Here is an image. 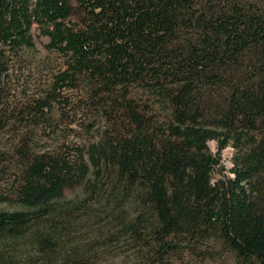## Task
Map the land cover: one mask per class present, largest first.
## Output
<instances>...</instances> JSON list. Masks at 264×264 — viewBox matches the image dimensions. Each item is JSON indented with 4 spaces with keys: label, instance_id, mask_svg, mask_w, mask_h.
<instances>
[{
    "label": "trees",
    "instance_id": "1",
    "mask_svg": "<svg viewBox=\"0 0 264 264\" xmlns=\"http://www.w3.org/2000/svg\"><path fill=\"white\" fill-rule=\"evenodd\" d=\"M34 25L63 67L16 117ZM74 89L97 134L39 148ZM0 164V264H264V0H0Z\"/></svg>",
    "mask_w": 264,
    "mask_h": 264
},
{
    "label": "rangeland",
    "instance_id": "2",
    "mask_svg": "<svg viewBox=\"0 0 264 264\" xmlns=\"http://www.w3.org/2000/svg\"><path fill=\"white\" fill-rule=\"evenodd\" d=\"M77 14L73 16V20L77 19ZM31 34L35 42V46L24 50L18 57H14L10 63L7 73L2 77L3 93L12 104V109L15 110L14 116H18L20 109L25 106L31 99L45 95L47 85L53 72L63 67L64 58L57 52L48 48L49 38L43 33L42 29L34 25L31 29ZM69 102L64 110L53 109L47 118L52 123V126L44 125L43 123L36 127V142L39 148L51 147L56 143L65 141L72 143L80 141L86 136V139L92 138L97 134V126L88 131V124L98 119H88L85 113L89 112V106H82L88 101L80 90L74 89L66 94ZM83 103V104H82ZM82 107H79V106ZM85 112V113H84ZM13 117V119H16ZM51 119V120H50ZM16 120L12 121L15 123ZM11 125V126H12ZM11 127L3 133L4 139H9L11 134L8 133ZM210 150L217 153V145L215 141L209 142ZM233 148L228 146L222 152V162L225 168L229 169L232 166L231 158ZM1 166V164H0ZM84 196L83 189L76 187L65 192L64 198L58 203H67L78 201ZM18 206L9 205L8 203H0V211L4 209H14ZM175 264H204L198 260L187 259L185 262H177ZM205 264H220L210 262Z\"/></svg>",
    "mask_w": 264,
    "mask_h": 264
}]
</instances>
